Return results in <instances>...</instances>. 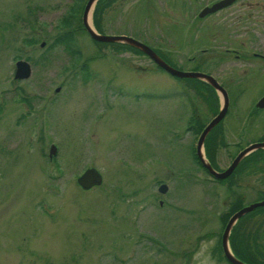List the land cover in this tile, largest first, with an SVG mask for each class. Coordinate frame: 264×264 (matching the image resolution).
<instances>
[{
    "label": "rangeland",
    "instance_id": "374dc122",
    "mask_svg": "<svg viewBox=\"0 0 264 264\" xmlns=\"http://www.w3.org/2000/svg\"><path fill=\"white\" fill-rule=\"evenodd\" d=\"M85 2L0 0V264H231L218 249L221 234L234 209L264 198V173L236 167L214 179L196 157L221 94L141 50L96 42L83 27ZM95 4L97 31L132 35L177 68L199 67L198 19L181 0ZM69 30L70 45H51ZM19 58L31 63L27 78H14ZM243 67L239 74L253 75ZM250 78L238 90L222 82L230 115L222 140L215 144L213 131L205 142L217 169L263 136L264 109L254 107L264 73ZM88 166L103 181L83 189L76 177ZM258 223L264 244L259 206L238 218L231 238ZM236 255L264 264V253Z\"/></svg>",
    "mask_w": 264,
    "mask_h": 264
},
{
    "label": "flooded vegetation",
    "instance_id": "af4514ba",
    "mask_svg": "<svg viewBox=\"0 0 264 264\" xmlns=\"http://www.w3.org/2000/svg\"><path fill=\"white\" fill-rule=\"evenodd\" d=\"M181 1L184 4L185 15L193 18L197 17V23H199V31L202 36V46L200 48L199 56V67H197L196 69L208 75H211L215 78L216 81L221 84L222 82H233L237 90L239 87L238 82H243L245 80L249 81L251 80V76L255 78V75L257 76L260 72L264 73V0ZM194 23L195 21L192 24ZM240 33H249V35H253L254 37L252 39L248 37L247 42L244 40L238 41L237 39L239 38ZM255 34H260V36L256 37ZM246 66L253 67L254 70L249 68L252 70L253 75L239 74L240 67H243V71H246ZM202 82L205 87L213 89L216 94L219 93L216 88L213 87L207 80L202 79ZM223 86L227 90V87L225 85ZM227 93L229 101L226 113L208 131L203 140L202 145L204 156L207 160H209V162L215 169H217L216 166L214 165L213 161L210 159L207 154V151L205 150V142L208 138H210L209 135L213 131L215 132V144L222 140V130L220 129V125L226 119V117L230 115L229 111L231 109V103H233V101L230 100L228 90ZM262 95H264V92L261 94V96ZM220 105L221 100L219 107ZM258 109H264V106L259 107L256 106L255 103L254 110L256 111ZM211 118L203 124L201 130L211 120ZM254 141H264V132L263 136L260 139L253 140L252 142ZM262 148L264 150V147ZM237 153L238 151L235 153V155ZM235 155H233L232 157L234 158ZM233 158L231 159V161L233 160ZM201 165L207 170V168L202 163ZM217 170L220 171L223 169ZM207 172L209 171L207 170ZM211 177L214 179H223L214 177L213 175H211ZM256 226L257 227L253 228L254 231L251 232L253 234L259 235L260 229L263 224L258 223L256 224Z\"/></svg>",
    "mask_w": 264,
    "mask_h": 264
},
{
    "label": "water",
    "instance_id": "95a60500",
    "mask_svg": "<svg viewBox=\"0 0 264 264\" xmlns=\"http://www.w3.org/2000/svg\"><path fill=\"white\" fill-rule=\"evenodd\" d=\"M97 0H86L83 13H82V22L83 25L90 35L91 38L97 41L102 42H123L127 43L133 47H136L146 53L156 64H158L161 68L168 71L170 74H173L178 77H195L200 79L207 80L222 96L221 106L216 113V115L211 118V120L205 125V127L201 130L198 135L195 152L196 156L199 161L207 168L209 173L217 178H225L227 177L233 169L236 168L238 163L242 160V158L247 155L252 150L258 147H264V141H254L243 147L238 151V153L234 156L231 163L223 170L215 169L209 160L203 154L202 145L203 140L208 133V131L224 116L228 107V93L226 88L215 80L214 77L208 75L200 70H184L181 68H177L170 63H168L159 53L151 47L149 44L141 41L132 35L125 34V33H103L97 31L90 23L88 22L87 16L88 11L90 8L95 4ZM41 45H44V41L41 42ZM32 70L31 63L29 60L24 58H19L15 62V71H14V78H27L30 76ZM256 106L262 107L264 106V95H262L256 102ZM56 150L54 144H51L49 155L51 156ZM103 181V176L98 168L95 166H88L86 167L80 174L76 177V182L78 185L83 189H89L93 186L100 185ZM167 189L166 183H161L158 186V190L161 192H165ZM264 206V198L261 200L253 201L247 205L241 206L237 210H235L228 218L223 232L221 234V247L223 251V255L231 264H251L234 254L232 251L230 244H229V234L233 224L236 220L247 211L254 209L255 207Z\"/></svg>",
    "mask_w": 264,
    "mask_h": 264
},
{
    "label": "trees",
    "instance_id": "16d2710c",
    "mask_svg": "<svg viewBox=\"0 0 264 264\" xmlns=\"http://www.w3.org/2000/svg\"><path fill=\"white\" fill-rule=\"evenodd\" d=\"M101 0H97L95 6H97L98 2H100ZM84 27V25H83ZM85 29V27H84ZM100 31V27L97 28ZM86 30V29H85ZM87 32V31H86ZM73 40V34L72 32L69 31H65L59 35H57L51 45H55V44H59V43H63L65 45H70V42ZM98 43H115L117 45H127L130 48H134L136 50H139L136 47H133L127 43H123V42H102V41H97ZM87 62H83L82 63V69L86 70L87 69ZM86 73V72H85ZM190 78V77H189ZM192 79H196L199 80L200 82H202L201 79L199 78H192ZM260 150H254L251 151L249 154H247L240 162V165L237 166V169L242 170L245 168L251 169V170H255L258 169L260 171L264 170L263 167V163H264V158L263 155L258 154L257 152H259ZM258 154V155H257ZM263 161V163H262ZM240 207V206H239ZM261 209H264V206H260ZM237 209H234V211ZM238 221V219H237ZM236 221V222H237ZM236 224V223H235ZM231 235V234H230ZM258 234H250V232L245 233V234H240L237 236H234L231 238V236L229 237V241H230V246L233 250V252L236 253H244V254H249V253H263L264 251V244L260 243L259 244V238L257 237ZM218 249L219 251H221V246L218 243ZM222 252V251H221ZM238 255V254H237Z\"/></svg>",
    "mask_w": 264,
    "mask_h": 264
},
{
    "label": "bare ground",
    "instance_id": "6f19581e",
    "mask_svg": "<svg viewBox=\"0 0 264 264\" xmlns=\"http://www.w3.org/2000/svg\"><path fill=\"white\" fill-rule=\"evenodd\" d=\"M91 9H92V7L88 11V16H87V19H88V22L90 23V25H92V23H91Z\"/></svg>",
    "mask_w": 264,
    "mask_h": 264
}]
</instances>
